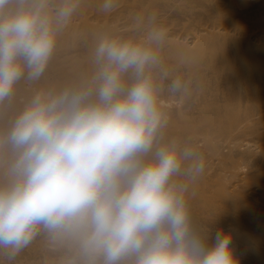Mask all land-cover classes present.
I'll use <instances>...</instances> for the list:
<instances>
[{
	"label": "clouds",
	"instance_id": "1",
	"mask_svg": "<svg viewBox=\"0 0 264 264\" xmlns=\"http://www.w3.org/2000/svg\"><path fill=\"white\" fill-rule=\"evenodd\" d=\"M82 3L0 0V264L37 243L41 264H238L189 204L203 155L166 134L162 96L193 81L165 66L157 13L97 33L85 70L46 82Z\"/></svg>",
	"mask_w": 264,
	"mask_h": 264
},
{
	"label": "bare ground",
	"instance_id": "2",
	"mask_svg": "<svg viewBox=\"0 0 264 264\" xmlns=\"http://www.w3.org/2000/svg\"><path fill=\"white\" fill-rule=\"evenodd\" d=\"M186 1H187L186 3H183L185 5H180L182 4V2H184V0H182L180 1L181 3L179 2L180 4L178 3L179 5L176 6L177 4L176 0L175 1L174 0H119V6L117 8H115L110 13H105L101 9L103 0H87V1L84 0L80 8L81 11L77 12V14L73 17L72 21L69 24L68 30H66L59 38L56 53L51 62L49 70L47 72L46 82L55 83L60 80L67 79L71 77L72 75L76 74L77 72L85 70L84 69L85 66L88 67V65H86L85 62L89 61L90 47L97 33L104 31L106 29H109V28H115V29H119L125 32L126 34H131L132 29L134 27V18L136 16L139 15V16L147 17L149 14L153 12L157 13V23L167 30L168 38L162 50V57L164 59L165 66L168 67L172 71L173 76L179 75L183 79H191L193 81L191 95L188 96L187 98L178 99V98L170 97L167 93H165L162 96L163 102L168 105L167 112H168L169 119L170 121L173 120L172 124L168 125V128L166 129V134L169 137H175L181 141H185V140L191 141L193 146L203 155L204 160H205L206 171L212 174V176L210 175L211 177L207 176L208 173H203L204 175L202 174V176H207L209 178L207 179L205 177V179L209 181V185H210L211 184L210 178L211 180L214 179L212 177L218 178L217 176H218L219 169H222L221 171L225 173L223 171L224 168L226 167L234 168L235 163H236V168L241 166L243 170L244 169L243 165L238 164L239 159H241L242 162L244 161L245 163L246 161H249V163L252 166H254V165H257L256 163H258V160H261L260 158H262V155L264 158V146H263L264 145V44H261V42L259 43L256 37L257 34L252 33L254 30L248 29V25L246 26V24L243 23L246 20V19L243 20V18L249 15L248 10L250 11L251 7L250 8L248 7V9L244 8V10L242 9V11L248 12L247 16H242V20L239 15H242L241 13L245 15L246 13L244 14V12H240V10H237L240 12V14L237 12H234V13L239 14V15L235 14L238 19L237 21H235L236 20V19L234 20L235 17L233 18L231 16L233 14V11H235L233 10V7H231L232 11L230 10L232 13L229 14L228 13L229 10H226L228 12L225 11L226 8L221 9V7L224 5H220L223 3V2H220V0H218L219 3L217 4L216 2L215 3L211 2L212 0L211 1L210 0H186ZM262 2L263 1H261V3ZM191 3H194V4L196 3L197 6L202 5L204 7L203 8L202 6H200L199 8L201 10H199L197 7L199 12L204 11L202 10V8L205 9L206 6L208 7L204 13L202 12L203 13L202 14L197 11L195 7L196 4L195 6H193L194 4L192 5ZM242 3L243 2H241V4ZM218 4H219V7H218ZM228 4L229 3H227V5ZM249 4H252V3L249 2ZM190 5L193 8L195 7V10H193ZM190 7L192 10L190 9ZM245 9L247 10L245 11ZM87 11H89V13L93 12L94 14L90 15L89 17L87 15ZM191 11H192L191 15L193 14L196 20L198 17H195V16L201 15L199 18L200 21L198 19L197 20L198 23H197L196 20L193 21L194 19L191 18L192 20L191 22H189L190 19L189 20L187 19L190 25L187 23V21L184 22V24L182 25V22L180 21H183L186 17L182 19L181 14L184 13L185 14L184 16H187L188 18ZM195 11L198 13L196 14ZM188 12H189V15H188ZM251 13H252V9L250 11V14ZM191 15L190 17H192ZM235 15L233 14V16ZM77 18H79V20L76 21L75 19ZM178 19H179V22L177 21ZM80 20H82V23H79ZM247 20H248V17H247ZM250 21L251 20L246 21V22H250ZM254 21L257 22L258 20L257 21L254 20ZM176 22L179 26L181 24V26L183 27L182 28L176 27ZM193 22H196L197 24H194ZM191 23H192V26L195 25L193 28H191L192 30L184 28L185 24H188L186 25L187 27H191ZM180 39L181 41L182 40L183 41L181 42ZM70 42L78 43V45L76 44L78 47L74 46L73 48L71 45H69L71 44ZM256 42H258L259 44ZM192 46L194 48H191ZM73 52H76V54H73ZM84 53L85 55L87 53L88 60L86 56L84 57ZM171 99L173 101H170ZM256 141H258L257 143L260 142L259 143L260 145H257V148H259L258 146H260L261 150L260 149L256 150L257 149L256 147H255L256 149L254 150L255 144H257ZM263 158H262V162L259 161L261 164L257 166H262V165L264 166ZM258 168L259 170H261L260 167ZM234 169H232V172H234ZM263 169L264 168H262V171H264ZM244 170H245L244 173L242 172L241 175L247 176L246 174L250 171H247V169H244ZM237 175H238L237 178L241 179L240 178L241 175H239V173H237ZM202 176L200 177H201V180L203 181L205 179H202ZM248 176H249V173H248ZM255 178H256V175H255ZM257 178L259 179L258 175H257ZM198 179L200 180V178ZM198 179L196 180L198 185L196 186L197 184L196 181L191 183L189 192H188V200H189L190 205H192L191 207V209L193 208L192 211L196 209V207L198 206L197 205L198 202L201 203L202 197L204 198V196H207L206 193H205L206 195H203L204 192L211 191V190H208L209 186L203 187L204 182H202L201 180L200 182ZM229 179H231V176ZM252 179H253V182H255L256 179L254 178ZM217 181L215 180V182ZM224 181H226V179ZM232 181H235V180H232ZM261 182L262 183L259 182V184L263 185L264 184L263 180ZM225 183L223 184L224 186H226ZM232 183L235 184V182H232ZM199 184H201V187L199 186ZM250 184L253 185L254 183H250ZM213 185L211 186V189ZM262 185L261 186L258 185L259 187H261L260 189H263L262 187L264 185L263 186ZM222 186H218V187H220L222 190L223 189ZM234 186L237 187L236 185ZM202 187L206 189H203ZM254 188L252 189L251 192L255 190ZM212 190L214 191V188ZM237 190H239L240 194L241 193L244 194L245 192L244 191L245 189L242 190L244 192H242L241 189H237ZM256 190L259 191V188ZM247 192L249 191H246V193ZM263 192H264L263 190L259 191L261 195ZM216 193H218V195H221V198H222L223 194H220V192H217V191ZM239 193L237 192L236 194H239ZM213 194L214 195H212V193L211 195H208V197L210 196V199H211L209 200V202H208L209 198L205 197L207 198V200L206 199L204 200L206 206L201 203L202 205H204L203 208L205 211H203V208L201 206H198V208L202 210H200V213L196 212L193 215L198 220H200V222L205 223L206 226H209L208 227L209 230L207 229L208 235L211 234L209 233V231L210 232L214 231L212 229L213 227L217 231L219 229L223 230V227L225 228L226 226H231L232 228L235 225V227L240 228L239 229L240 234H238V236L236 235L238 237V240L247 239L245 241L249 242L247 243L248 251L246 252L248 256L245 254V257L247 256L249 257V259L252 258V260L260 258L261 260L259 259V261H263L262 264H264V223H262L261 221L260 223H253V220H251L253 218L247 219V220H250V221H247L244 216H241L243 215V212L247 209L248 206H246L245 210H242L245 204L244 205L242 204L243 201H240V198H242L243 196L240 198L238 197L239 199L237 198L238 199L237 200L235 199L237 197V196L236 197L234 196L235 194L233 195L234 197L232 196L235 199V200L233 199L234 200L233 202H236V200L238 202L235 203L236 205H233V206L231 205L233 207V210L235 211V214L232 213V210H228L229 212L231 211L230 213H232L230 215L227 212H225L226 214H228V216L230 215L229 217L227 216L228 218L217 215L218 205L216 206V204L212 202L213 197L211 198V196H215L216 194L215 193ZM248 194H251V193H247L246 196ZM218 195L215 196L216 198L214 197V200L215 199L219 200L218 198L220 197L217 198ZM229 195L230 194H228V196ZM255 195L256 194H254V196ZM252 196L253 195L251 194L250 197ZM199 197H201L200 198L201 201L197 202L196 200H198L197 198ZM225 197L226 196L223 197V201L221 199H220L221 200L220 202L218 201L219 205L221 202L223 203L224 201L225 202L222 204L223 206L228 204L226 202L227 197L226 199ZM232 197L231 195L230 197H228L229 200L231 201L228 200L229 204L226 205V209H228L227 206H230V203H233ZM244 197H245V194H244ZM191 198H194V200L196 199L195 201L197 203L193 202L194 200H191ZM260 198H263V197H260ZM259 200L260 202L259 201H256V202L260 204L261 200H264V198L259 199ZM258 203L257 205H259ZM241 205L243 207H240ZM221 207H219L218 209L220 210ZM236 207H238L239 209L242 208L241 209L242 212L240 210V213H242L241 215L236 214V210L238 209V208L236 209ZM249 207H248V210L250 211L251 207L250 208ZM259 207H261L260 209L264 210L263 203H262V206H259ZM254 209H257V208L254 207L253 210ZM248 210H246L247 212L246 211L245 212L248 213ZM255 211L256 210H254V212ZM222 212L223 211H220V214ZM257 212L259 213V210H257ZM251 213L252 212H250L249 214ZM249 214L245 215L244 213V215L247 217H249ZM259 214L257 216V220H259L260 218ZM260 216H261L260 219L261 220L263 219V222H264V213L262 212ZM255 218H256V215H255ZM210 227L212 230L210 229ZM235 227L232 229L237 230ZM227 229L228 228L225 229V232L223 230V232L226 233ZM222 230H219V231H222ZM229 230L231 229H228V231ZM230 232L232 234V231H229V233ZM250 236L251 237L254 236V238H257L256 239L257 241L256 242L253 241L254 238L252 239ZM207 237L211 239L209 241H212V243L214 242L213 240L215 239V236L214 237L207 236ZM234 237L235 236L233 235V239L236 241L235 238L237 237L235 238ZM249 237L251 238V241L253 242H250V240H248ZM235 241L233 243H237ZM209 243L210 242H208V244ZM244 244L246 245V243ZM34 245L31 247L37 249L36 251L40 250L39 247L41 248V246L38 247L36 246L37 244L35 246ZM38 245L40 244L38 243ZM241 247H238V248H241ZM235 248L237 247H234L233 250ZM29 249L30 247L28 248V250ZM237 249H235V252H237L236 251ZM28 250L26 249V251ZM30 250L29 252H32ZM41 250L38 251L40 252L39 254L41 256L37 254L36 252L35 254L39 255L42 258ZM241 251L239 252L241 253ZM30 255H32V253H30ZM37 255L35 256L32 255L31 258L38 257ZM253 256H255L256 258L254 257L255 259H253ZM24 257L22 260L20 259L21 257H19V259L23 261L26 259V257L25 259ZM239 257L237 256L239 261L243 262V260L240 259ZM28 258L26 259L28 260V263L27 261H25V263L27 264H30L29 263L30 261L35 260V259L30 260L31 258L29 259ZM19 259L17 261L20 262ZM246 260L247 258H245L243 263H245ZM33 263L35 264V261ZM246 263L251 264L252 262L250 263L247 261ZM19 264H24V263L21 262ZM38 264H39V261H38ZM253 264H256V262Z\"/></svg>",
	"mask_w": 264,
	"mask_h": 264
},
{
	"label": "rangeland",
	"instance_id": "3",
	"mask_svg": "<svg viewBox=\"0 0 264 264\" xmlns=\"http://www.w3.org/2000/svg\"><path fill=\"white\" fill-rule=\"evenodd\" d=\"M85 1H87V0H85ZM174 1H175V0H174ZM180 1H182V0H180ZM180 1L176 0V2H177V4H176V2H175L176 6H178V5L181 3ZM210 1H211V0H210ZM227 1H228V2H227ZM227 1H226V0H222V1L220 0V2H223V3L220 4V5H224V6L221 7V9L226 8L225 11H226V10H229V12L226 11V12H228L229 14L232 13V12H231V11H232V8H231V7H233V10H235V11H233V14H234V15L237 14V13L240 14V12H244V11H242V9L244 10V8H247V9H248V7H249V8L251 7V8H250V11H251V9H252V13H251V14H250V11L248 10V12H249V15H248V12L246 11L247 9H245V11H246V12H244V14L246 13L245 15H243V13H241L242 15H239V14H237V15L240 16L241 20H242V16H247V15H248V16H247V17H248V20H247V17H244L243 20H244V19H246V20H245V22H243V23L246 24V26L248 25V29H250V30H254L255 32L253 31L252 33L257 34V36H256V37H257V41H259V43L261 42V44H264V43H263V41H264V36H263V34H264V24H262V23H264V10H263V8H264V0H260V1H259V0H232V1L230 0V2H229V0H227ZM247 1H249V2L252 3V4H249V2H247ZM261 1H263V2L261 3ZM83 2H84V0H83ZM179 2H180V3H179ZM186 2H187V1L184 0V2H182V4H180V5H185V4H183V3H186ZM211 2H213V3L216 2V4L219 3L218 0H212ZM231 2H232V4H234V5H232ZM233 2H234V3H233ZM241 2H243V3L241 4ZM178 3H179V4H178ZM227 3H229V4L227 5ZM256 3H257V4L259 3V4L257 5ZM191 4L193 5L194 3H191ZM195 4H196V3H195ZM195 4H194L193 6H195ZM225 4H226V6H225ZM236 4H237V5H236ZM250 5H251V6H250ZM254 5L256 6V8H255ZM83 6H84V5H83ZM190 6H191V5H190ZM200 6H202V5L197 6V4H196L195 7H196V9H197V7H198V9L201 10V9L199 8ZM234 6H235L236 8H235ZM258 6H259V7L262 6L263 8H262V7L259 8ZM179 7H180V6H179ZM191 7H192V6H191ZM191 7H190V9H191ZM195 7H194V8L192 7V9L195 10ZM202 7H203V6H202ZM207 7H208V6H206L205 9H203L204 7L202 8V10H204V11H200V12H199L198 9H197V11H198L199 13H202V12L204 13L205 10L207 9ZM218 7H219V4H218ZM227 7H228V9H227ZM229 7H230V8H229ZM237 7H238V8L241 7V8L238 9ZM177 8H178V7H177ZM234 8H235V9H234ZM192 9H191V10H192ZM230 10H231V11H230ZM237 10H240V12L237 11ZM253 10H254V11L256 10V11L254 12ZM257 10H258V11L260 10V11L258 12ZM79 11H81V10H79ZM79 11H78V12H79ZM198 12L195 11L196 14H197ZM234 12H237V13H234ZM90 13H91V14H90ZM90 13H89V11H87V15H88L89 17H90V15H93V14H94L93 12H90ZM191 13H192V11L190 12V15H191ZM193 13H194V11H193ZM203 13H202V14H203ZM253 13H254V15H253ZM78 14H79V13H78ZM233 14H232L231 16H232L233 18L235 17L234 20L236 19L235 21H237V20H238V19H237V16H236V15L233 16ZM181 15H182V19H184V18L186 17L183 21H180V22H182V25L184 24V22L187 21V19H188V20L190 19L189 22L192 21L191 18L194 19L193 21L196 20V19L194 18V15H193V14L191 15L192 17H190L189 12H188V15H189L190 18H189V17L187 18V16H184V15H185L184 13L181 14ZM181 15H180V16H181ZM259 15H260L262 18H261ZM262 15H263V16H262ZM183 16H184V17H183ZM200 16H201V15H200ZM200 16H197V15H196L195 17H198V18H197V20H198V19L200 18ZM253 16H254V17H253ZM82 18H83V17H82ZM178 18H180V17H178ZM238 18H239V17H238ZM255 18H257V19H255ZM80 19H81V18H80ZM182 19H180V20H182ZM262 19H263V20H262ZM75 20L77 21V20H79V18H77V19H75ZM82 20H83V19H82ZM82 20H80L79 23H82ZM197 20H196V22L198 23ZM249 20H251V21H250V22H246V21H249ZM254 20H256V21L258 20L259 22H258V21L255 22ZM175 21H176V19H175ZM177 21L179 22V19H178ZM199 21H200V19H199ZM239 21H240V19H239ZM93 22H95V21H93ZM189 22L187 21L188 24H189ZM196 22H193V23H194V24H197ZM76 23H77V22H76ZM188 24H185V25H184V28H185V29H190V30H192L191 28H193V27L195 26V25L192 26V23H191V27H187L186 25H188ZM258 24H259V25H258ZM177 25H178V24H177V22H176V27H181V28L183 27V26H181V24H180V26H179V25L177 26ZM189 25H190V24H189ZM260 25H262V26H260ZM185 26H186V27H185ZM252 27H253V29H252ZM256 27H257V28H256ZM181 28H180V29H181ZM184 28H183V29H184ZM66 30H68V27H67ZM66 30H65V31H66ZM257 31H258V33H257ZM259 31H261V32H259ZM262 32H263V33H262ZM258 34H259V35H258ZM260 36H261V37H260ZM262 37H263V38H262ZM259 38H260L261 40H260ZM180 41H181V39H180ZM182 41H183V40H182ZM182 41H181V42H182ZM184 42H185V41H184ZM70 43H71V44H69V45H71L73 48H74V46L78 47V46H77L78 43H76V42H74L75 44L72 43V42H70ZM256 43H258V42H256ZM259 43H258V44H259ZM76 44H77V45H76ZM72 47H71V48H72ZM191 48H194V47L192 46ZM73 54H76V52H73ZM85 56H86V58H87V60H88V57H87L88 55H87V53H86V55H85V53H84V57H85ZM85 63H86V65H89V61H87V62H85ZM86 68H87V66H85L84 69H86ZM169 98H170V97H169ZM170 101H173V100L171 99ZM177 104H178V103H177ZM172 121H173V120H172ZM172 121H170V119H169V125L172 124ZM257 142H258V141H256V143H257ZM259 143H260V142H259ZM259 143L255 144V146H254V150L257 148V145H260ZM262 145H263V144H262ZM262 145H261V146H262ZM263 146H264V145H263ZM255 147H256V148H255ZM258 147H259V148H257L256 150L260 149V146H258ZM260 150H261V149H260ZM255 152H256V151H255ZM257 152H258V151H257ZM258 153H259V152H258ZM258 155H259V154H258ZM262 158H263V155H262ZM262 158H260L261 160H258V163H256L257 165L261 164L259 161L262 162ZM263 159H264V158H263ZM239 160H240V161H239ZM239 160H238V162H239L238 164H239V165H243L244 169H247V171H250V172H251V174H250V172H248V173H249V176H248V173L246 174L247 176H245V175H244L245 177L242 176L241 173H242V172L244 173L245 170H244V169L242 170L241 166L238 167V168H236V163H235V166H234L233 164H232V165H233L234 168H236V169L231 168V167H229V168L226 167V168H224L225 170L223 169V171H224L225 173H223V172L221 171L222 169H219V171L222 172V173H220V172L218 171V176H217L218 178L212 177V178H214V179H212V180H211V178H210V183H211L210 185H209V181L206 180L205 177H206L207 179H209L207 176H210V175L212 176V174H211V173H208V171H206V169H205V172H204V173H208L207 176H202V175H201V176H202V179H205V180L202 181V180H201V177H199V178H200V180H201L202 182H204V186H203V187H205V186H206V187L209 186V187H208V190H211V191H212V192L210 191V192L212 193V195H214L213 193H215L216 195H218V193H216V191H217V192H220V194H223V195L226 196V197L228 196V194H230L231 197L235 194L234 196H235V197L237 196L235 199H237L238 197L240 198V197L243 196L242 198H240V201H243L242 204H243V205L245 204V206H244L243 209H242V208H241V209H242V210H245V209H246V206H248V207L250 206L251 209H250V211H249V210H248V207H247L246 210H248V213H246L247 211L245 210L246 212L244 211V212H243V215H241V214H242V213H240V210H241V209H239L238 207H236V209H237V208L239 209V210H238V209H237V210L235 209V210H236V214H237V215L244 216V217L246 218V220H247V219H251V218H253V219H251V220H253V223H260V221H261L262 223H264V222H263V219H262V220L260 219V218H261L260 215L262 214V212L264 213V210L260 209L261 207H259V206H262V203H263V205H264V200H261V203H260V204H259L258 202H256V201H259V202H260L259 199H263V198H264V194H263L264 192L262 193L263 196L261 195V193H259L260 190H263V191H264V186H263L264 184H263V185H262V184H259V182L262 183V182H261L262 180H263V182H264V177H263V175H264V171H262V168H264V166H263V165H262L263 167H262V166H257V165L252 166V165L249 163V161H246V163L243 161V162H244V163H243L241 159H239ZM242 163H243V164H242ZM248 164H250L251 166L248 165ZM244 165L246 166V168H245ZM233 166H232V167H233ZM248 167H249V168H248ZM258 167H260L261 170H259ZM230 168H231V169H230ZM232 169H234V172H232ZM263 170H264V169H263ZM210 172H211V171H210ZM226 172H227V174H226ZM219 173H220L221 175H220ZM229 173H231V174H229ZM233 173H234V174H233ZM237 173H239V175H241V176H240L241 179L237 178V177H238ZM203 175H204V174H203ZM205 175H206V174H205ZM222 175H223V176H222ZM255 175H256V178H257V175H258V177H259V179L257 178L258 180L255 178ZM259 175H260L261 177H260ZM211 176H210V177H211ZM228 176H229V177H228ZM230 176H231V179H229ZM253 176H254V177H253ZM203 177H204V178H203ZM226 177H228V178H226ZM234 177H235V178H234ZM262 177H263V178H262ZM252 178L256 179L255 182H253V179H252ZM221 179H222V180H221ZM225 179H226V181H224ZM236 179H237V180H236ZM238 179H239V180H238ZM249 179H250V180H249ZM198 180H199V179H198ZM200 180H199V181H200ZM215 180H216V181L218 180L217 182H218L219 185L217 184V182H215ZM232 180H235V181H232ZM201 181H200V182H201ZM211 181L213 182L214 185L212 184ZM219 181H220V182H219ZM223 181H224V182H223ZM228 181H229V182H228ZM231 181H232V182H235V184H233ZM257 181H258V183H257ZM214 182H215V183H214ZM225 182H226V183H225ZM230 182H231V183H230ZM196 183H197V181H196ZM205 183H206V184H205ZM224 183H225L226 186L223 185ZM250 183H254L256 186H255L254 184L252 185V184H250ZM257 184H258L259 186L262 185V186H263V187H262L263 189H260L261 187H259ZM197 185H198V183L196 184V186H197ZM202 185H203V183H202ZM212 185H213L212 189L214 188V191L211 189V186H212ZM222 185H223V186H222ZM232 185H233V186H232ZM234 185H236L237 187H235ZM199 186L201 187V184H199ZM214 186H215V187H214ZM218 186H222V187H223V189H222L223 191H222L221 188L218 187ZM231 186H232V188H231ZM257 186H258V188H259V191L256 190V189H258ZM203 187H202V188H203ZM216 187H217V188H216ZM227 187H228L229 189H228ZM254 187H255V188H254ZM209 188H210V189H209ZM233 188H235V189H233ZM253 188H254L256 191L253 190V192H251ZM203 189H206V188H203ZM215 189H216V190H215ZM230 189H231V190H230ZM237 189H241V191L245 189V190H244L245 192L242 191V192H244L245 197H244V194H242V193L240 194V193H239V190H237ZM249 189H250V190H249ZM228 190H230V191H228ZM204 191H206V190H204ZM246 191H249V192H247V193H251L253 196H254V194H256V195H255L254 197H253V196L250 197L251 194H248V195L246 196V194H247ZM210 192H207V191L204 192L203 195H206V194H207V196H204V198L202 197V201H201V199H200L201 197L197 198L198 200H196V199H195V200H196L197 202H198V201H201V203L205 205V201H204V200H205V199L207 200V198H205V197H208V195H211ZM237 192H238L240 195H239V194H236ZM255 192H256V193H255ZM261 192H262V191H261ZM205 193H206V194H205ZM258 193H259V194H258ZM216 195H215V196H216ZM223 195H222V198H221V195H218V196H217V198L220 197V198H218L219 200H216V199L214 200V197H215V196H211V198L213 197V201H212V202H213L214 204H216V206H217V205H218L219 207L222 206L223 208H222V207H221V208L224 209V210H222V209L220 208V210H219V209H218L219 207L217 206V215H219V216H221V217H227L228 214H230V215H231L232 213L235 214V211L233 210V207H232V206H233V205H236L235 203L238 202L237 200H238L239 198L236 200V202H233V201L235 200V199L233 198V197H234V196H233V197H232V202H233V203H230V206H227L228 209H226V205L229 204V202H228L229 198H228V197H230V195L227 197L226 202H227L228 204L224 205L225 208H224V206L222 205L225 201H224L223 203H222V202L220 203L221 206H220L219 203H218V201H219V202H220L221 200L223 201V197H224ZM258 195H259V196H258ZM260 195H261V196H260ZM226 197H225V199H226ZM248 197H250V198H248ZM260 197H263V198H260ZM208 198H209V199H208V202H209V200H211V199H210V196H209ZM215 198H216V197H215ZM253 198H254V199H255V198H256V199L259 198V199H258V200L255 199V200H254ZM220 199H221V200H220ZM230 199H231V198H230ZM233 199H234V200H233ZM191 200H194V198H191ZM195 200H194L193 202H196ZM244 200H245V201H244ZM253 200H254V201H253ZM203 201H204V203H203ZM215 201H216V202H215ZM229 201H231V200H229ZM247 201H248V202H247ZM262 201H263V202H262ZM197 202H196V203H197ZM201 203L198 202L197 205H198V206H201V207L203 208L204 205H202ZM217 203H218V204H217ZM257 203H258L259 205H257ZM189 204H190V203H189ZM199 204H200V205H199ZM206 204H207V203H206ZM246 204H247V205H246ZM253 204H254V205L256 204L257 206H256V205L254 206ZM195 205H196V204H195ZM231 205H232V206H231ZM237 205H238V204H237ZM198 206L196 207V209H194L195 212L192 211L193 214H195L196 212H197V213H198V212L200 213V210H202V209H199ZM205 206H206V205H205ZM238 206H239V205H238ZM190 207H192V205H190ZM193 207H195V206H193ZM201 207H200V208H201ZM230 207H232V208H230ZM234 207H235V206H234ZM240 207H243V206L241 205ZM250 207H249V208H250ZM254 207L257 208V209H254V210H256L255 212H254V210H253ZM262 208H263V207H262ZM191 210H193V208H192ZM197 210H198V211H197ZM218 210H219V211H218ZM228 210H232V213H230L231 211L229 212ZM242 210H241V212H242ZM257 210H259V213H260V214L257 212ZM260 210H262V211H260ZM203 211H205L204 208H203ZM220 211H223V212L220 214ZM233 211H234V212H233ZM225 212H227L228 214H226ZM238 212H239V213H238ZM250 212H252V213L249 214ZM218 213H219V214H218ZM223 213H224V214H223ZM244 213H245V215H246V214H247V215L249 214V217H250V216H251V217L249 218V217L245 216ZM254 213H255V214H254ZM215 214H216V213H215ZM222 214H223V216H222ZM253 214H254V215H253ZM258 214H259V217H260V218L258 217L259 220H257V216H258ZM225 215H226V216H225ZM230 215H229V216H230ZM252 215H253V217H252ZM255 215H256V218H255ZM229 216H228V217H229ZM228 217H227V218H228ZM254 218H255V220H257V221H255ZM247 221H250V220H247ZM228 222H229V221H228ZM251 222H252V221H251ZM262 223H261V224H262ZM232 226H233V225H232ZM206 227H207V229L209 230V228H208L209 226H206ZM234 227H235V225H234L232 228H234ZM226 228L231 229V230H229V231H232V234H233L235 237H237L238 234H240V230H239L240 228H238V227H235L237 230L232 229L231 226H226L225 228L223 227L224 232H225V229H226ZM210 229H211V227H210ZM212 229L214 230L213 232H212V231H211V232L209 231V233H211V234H213L215 231H217V230H215L214 227H213ZM212 229H211V230H212ZM228 229L226 230V233H227ZM208 230H207V231H208ZM219 230H222V229H219ZM219 230H218V231H219ZM223 230H222V231H223ZM233 230L235 231V233H234ZM229 231H228V233H229ZM241 231H242V230H241ZM242 232H243V231H242ZM230 233H231V232H230ZM211 234H209V235L207 234V236H210V237L212 236V237H214V236H215L214 234H216V232H215L213 235H211ZM232 234H231V235H232ZM233 235H232V239H233ZM236 235H237V236H236ZM235 237H234V238H235ZM250 237H251V236H250ZM250 237H249V239H248V240H250V242H253V241L256 242V241H257V240H256L257 238H254V236L251 237L252 239L254 238L253 241H251V238H250ZM213 239H214V238H213ZM213 239H212V240H213ZM235 239H236V241H235L234 239H233V240H234L235 242H237V243H233L234 241L232 240V245H231V246H233L232 249H233L234 247H237V248H238V247H241V246L244 247V245H245L244 243H246V245H245L244 248L241 247L243 250H242L241 248H238V249L235 248V249H237V250H236L237 252H235V249L233 250L234 253H235V257H236V258H237V256H238V257L241 256L242 258H241V257H239V258L242 259L243 262H244L245 258H247L246 262H247V261L250 262V263L252 262L251 264H253V263H255V262H256V264H257V262H258V264H262L263 261H259L260 258H258V257H257L258 259H255L256 257L253 256V259H255V260H252V258L249 259V257H247V256H248L247 253H246V252L248 251V245H247V243H249V242H246V241H245V240H247V239H245V240L243 239L244 241H243L242 239L238 240V237L235 238ZM209 240H211V239H210L209 237H207V243L210 242L209 244H211L212 241H209ZM237 240H238V241H237ZM241 240H242L243 242H242ZM213 241H214V240H213ZM240 241H241L242 243H241ZM238 242H240V243H238ZM243 244H244V245H243ZM35 245H36V244H35ZM35 245H34V246H35ZM36 246L39 247L40 245H38V243H37ZM246 246H247V247H246ZM36 248H37V247H36ZM245 248H247V249H245ZM30 249H32V250H30ZM30 249H29V250L32 251V252H29V250L27 249L28 251L25 250V251H24L25 253L23 252V254H21V256H19V257H21V258H20L21 260L23 259L24 255H25L26 259H27L28 257L31 258L32 255L35 256V255L39 254L40 252H38V251L41 250L40 247H39L40 250H38V251H36L37 249H35V248H33V247H30ZM34 249H35V250H34ZM240 249H241L242 251H241ZM33 250H34V252H33ZM244 250H245V252H244ZM239 251H241L242 254H241ZM26 252H28L29 255H30V253H32V255L29 256L28 253H26ZM35 252H36L37 254H35ZM238 252H239V254H238ZM41 253H42V250H41ZM236 253H237L238 255H237ZM34 254H35V255H34ZM245 254L247 255L246 257H245ZM22 255H23V257H22ZM39 255H40V254H39ZM39 255H37L39 258H38V257H34V258H31L30 260H32V259L34 260V259H35V260H34V261H35V264H36V263L38 264V261H39V264H41V260H40V259H41V257H40L41 255H40V256H39ZM236 255H237V256H236ZM243 255H244L245 258L243 257ZM249 255H250V254H249ZM27 256H28V257H27ZM19 257L17 258V260L19 259ZM25 257H24V259H25ZM250 257H251V256H250ZM254 257H255V258H254ZM29 258H28V259H29ZM36 258H37V259H36ZM243 258H244V259H243ZM20 259H19V260H20ZM26 259L23 260V261L20 260V262H19V261H16V262H17L16 264H19V263H21V262L24 263V264H27V263H28V260H26ZM237 259H238V258H237ZM37 260H38V261H37ZM256 260H257V261H256ZM260 260H261V259H260ZM25 261H27V263H25ZM34 261H30L29 263L31 264V262H32V264H34V263H33ZM238 261H239V259H238ZM254 261H255V262H254ZM243 262H242V261H239L238 264H241V263H242V264H249V263H246V262L243 263Z\"/></svg>",
	"mask_w": 264,
	"mask_h": 264
}]
</instances>
